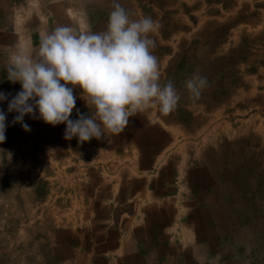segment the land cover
<instances>
[{
  "label": "rangeland",
  "instance_id": "1",
  "mask_svg": "<svg viewBox=\"0 0 264 264\" xmlns=\"http://www.w3.org/2000/svg\"><path fill=\"white\" fill-rule=\"evenodd\" d=\"M52 2L50 9L61 5L78 29L92 32L105 30L113 10V0H0V29L28 19L35 21L32 26L39 21L49 26L53 15L46 5ZM117 2L133 19L149 16L159 22L154 55L161 83L171 79L181 94L175 111L139 113L120 135L151 133L156 139L155 132L164 134L168 143L154 155L147 175L171 161V193L180 200L191 194L189 214L198 202L207 217L212 215L209 223L222 234L220 260L264 264V0ZM31 45L38 47L39 40ZM12 49L0 53V92L8 97L0 101L6 114V139L0 143V264H82L79 251L92 254L102 241L96 237H107L109 228L118 233L125 211L140 203V195L122 199L119 191L130 174L138 175L134 161L141 146L119 138L105 144L96 138L83 144L78 137L65 140L66 123L53 126L31 115L23 121L31 131L13 124L18 113L8 112V103L22 88L7 79ZM194 73L209 84L195 101L184 87ZM78 107L70 119L79 118L77 109L89 114L85 102ZM197 174L206 178L201 194L195 182L189 189L181 185ZM196 193L201 196L195 198ZM211 239L214 235L206 247ZM95 263L103 264V258L96 256Z\"/></svg>",
  "mask_w": 264,
  "mask_h": 264
},
{
  "label": "clouds",
  "instance_id": "2",
  "mask_svg": "<svg viewBox=\"0 0 264 264\" xmlns=\"http://www.w3.org/2000/svg\"><path fill=\"white\" fill-rule=\"evenodd\" d=\"M132 16L113 0L103 31L57 26L41 31L38 47L21 42L10 50L7 79L22 88L8 103V112L18 113L12 123H20L26 132L31 129L23 123L25 115L53 126L66 123L64 139L78 137L83 144L92 138L119 135L131 117L149 109L165 116L175 111L181 94L171 79L161 83L159 60L154 55V36L160 24L149 16ZM208 86L207 78L196 73L184 85L194 101ZM77 87L89 114L77 109L79 118L72 120ZM7 99L0 92V101ZM5 121L6 114L0 110V143L6 139Z\"/></svg>",
  "mask_w": 264,
  "mask_h": 264
},
{
  "label": "crops",
  "instance_id": "3",
  "mask_svg": "<svg viewBox=\"0 0 264 264\" xmlns=\"http://www.w3.org/2000/svg\"><path fill=\"white\" fill-rule=\"evenodd\" d=\"M55 3L52 2L46 5L47 12L53 15V21L51 20L50 25L47 27L45 22L40 21L38 25L32 26L31 24H34L35 21L28 19L21 25L14 24L12 28L10 26V29H0V53H2L4 47L9 48L12 46L14 48L15 43L37 41L41 31H51L57 26H71L78 29L73 18L64 12V7L61 8L60 5V8L50 9ZM1 16L2 14H0V23L2 21ZM65 19L71 20V24L66 25ZM32 31H35L33 37L30 35ZM79 92L75 90L73 93L77 97L74 110L79 108L78 104L84 102L79 98ZM128 133L125 131L123 133L124 137L122 134L109 135L106 136V139H103L105 141H101L105 144V142L119 138L120 141L130 140L129 143H135L136 147L141 146L139 147L140 153L136 159L137 161H134L137 164L138 175L130 174L119 191V197L122 199L130 196L131 193L140 195V203L137 205L131 204L129 211H125L126 216L122 221L123 223L118 225V233L115 229L109 228L107 237L103 238L100 235L96 237L97 239L102 238V241L97 246L98 248L92 251V254L79 251L81 263L96 264V256L103 258V264H229V262H233L227 256L224 260H220L221 252L219 249L222 248L223 240L219 239V236L222 234L218 227L209 223L212 215L207 217L203 213L206 210H200L196 201H194L196 202V209L192 214H189L185 208L192 205L190 193L185 195L186 200L173 197L171 192L175 187L174 183L170 182L172 175L175 174L173 163L168 161L164 164V162L159 169H153L154 174L151 177L147 175V171L152 168V160L160 152L159 149L167 145L168 138L164 134H156V132L154 133L156 139L150 136L151 133L144 136L145 139L135 134V132L130 133V135ZM159 137L163 140L162 144L158 141ZM144 140H147L146 144H143ZM145 148L147 150H144ZM109 151H107V154L110 153ZM165 156L162 152L160 153L162 160H165ZM202 176L204 175L197 174L192 179L188 177L186 179L187 183L181 185L185 189H189L191 182H195V191L201 194L200 191L206 179ZM163 194L165 196L160 198ZM199 194L196 193L195 198L201 196ZM209 200L215 201L212 196L209 197ZM212 235H214V239L209 240L206 247L207 238H212ZM70 240L72 246L74 242L72 237H70ZM213 240H215L216 245L213 244ZM67 243L64 246L68 247ZM228 252H231V249ZM208 253L211 257L208 256ZM231 264L240 263L233 262Z\"/></svg>",
  "mask_w": 264,
  "mask_h": 264
}]
</instances>
